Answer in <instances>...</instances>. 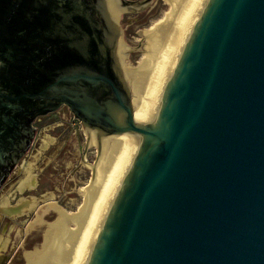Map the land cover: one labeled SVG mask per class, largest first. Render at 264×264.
<instances>
[{"label": "water", "instance_id": "1", "mask_svg": "<svg viewBox=\"0 0 264 264\" xmlns=\"http://www.w3.org/2000/svg\"><path fill=\"white\" fill-rule=\"evenodd\" d=\"M67 2L0 0V169L3 144L20 158L36 115L65 103L98 138L140 136L89 264H264V0L208 1L150 123L132 115L117 54L120 82L67 71L53 86L83 78L84 91L30 110L52 89L46 66ZM102 82L111 88L98 100Z\"/></svg>", "mask_w": 264, "mask_h": 264}, {"label": "bare ground", "instance_id": "2", "mask_svg": "<svg viewBox=\"0 0 264 264\" xmlns=\"http://www.w3.org/2000/svg\"><path fill=\"white\" fill-rule=\"evenodd\" d=\"M112 12H118L116 0H109ZM209 0H164L167 10L162 17L141 31L143 54L137 64L129 59L132 47L124 41L119 45V62L132 90V115L144 123L153 122L186 47ZM92 143L97 131L88 129ZM97 138V139H96ZM140 136L122 130L99 138L101 155L94 168L93 182L82 190L85 203L78 211H67L54 201L39 206L38 198H23L18 205L2 204L12 215L40 209L28 229H42V241L32 249H24L22 264H89L99 241L115 196L124 175L139 149ZM53 210L56 217L47 220L45 213ZM3 238L0 237V242ZM8 240L4 242V248ZM0 264L5 260L0 254ZM10 264H14L13 262Z\"/></svg>", "mask_w": 264, "mask_h": 264}, {"label": "rangeland", "instance_id": "3", "mask_svg": "<svg viewBox=\"0 0 264 264\" xmlns=\"http://www.w3.org/2000/svg\"><path fill=\"white\" fill-rule=\"evenodd\" d=\"M166 10L164 0H159L153 9L136 16L129 15L133 23H128L126 20L128 17H125L123 20L125 24L122 27L126 30L120 35L117 43L118 58L119 45L124 41L132 47L129 59L133 64H137L144 46L141 31L160 19ZM128 89L132 101L129 84ZM162 103L163 101L161 107ZM41 119L37 123L38 129L30 151L20 161L16 174L0 190V237L3 238L0 242V254L5 264L24 263V249H32L42 241V229L29 230L28 224L47 202H58L70 212L78 211L84 205L85 197L82 190L93 182L95 174L93 165L101 155L98 136L96 143L93 144L88 131L90 127L77 118L69 108L62 106ZM133 160L134 158L129 164L113 204L123 187ZM33 196L38 198L41 206L39 210L35 208L17 216L3 210L2 204L10 202L18 205L23 198L30 199ZM55 217L56 213L53 210L45 213L47 220L51 221ZM6 240L8 245L4 248Z\"/></svg>", "mask_w": 264, "mask_h": 264}, {"label": "flooded vegetation", "instance_id": "4", "mask_svg": "<svg viewBox=\"0 0 264 264\" xmlns=\"http://www.w3.org/2000/svg\"><path fill=\"white\" fill-rule=\"evenodd\" d=\"M72 1L65 4L66 13L62 18L63 28L60 46L54 47L48 56L50 57V66H46L48 84L55 82L59 74L67 71H87L93 75L102 73L115 82H120L115 70V54H117L116 46L119 37L126 30L122 27L125 24L123 20L128 17L126 19L128 23H133L134 21L129 15L134 14L136 16L147 12L153 9L159 0H116L118 5L117 13L112 12L109 0ZM69 13L70 16L68 15ZM47 49L49 50L50 48L47 46ZM111 70H113V74ZM86 85L87 81L83 78L60 83L56 86L52 84V89L47 92V97L32 104L30 110L50 108L56 105L64 95L70 94L71 97H74V92H83ZM110 88V85L105 82L99 83L93 88L92 96L102 100L106 98ZM62 106L70 110L69 105L62 103L59 108ZM47 114L39 113L34 118L32 122L35 128L34 138L27 151L20 158L16 159L15 157L19 153V147L7 143L3 144V147L8 148L10 153L6 158L5 164L1 166L0 171H4L8 167L12 168L5 181L0 185V190L16 174L20 161L25 158L27 152L31 149L38 129L37 123Z\"/></svg>", "mask_w": 264, "mask_h": 264}]
</instances>
